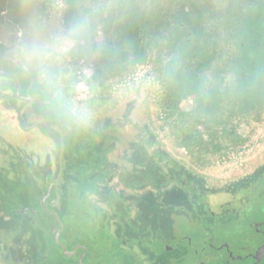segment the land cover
<instances>
[{"label":"flooded vegetation","instance_id":"af4514ba","mask_svg":"<svg viewBox=\"0 0 264 264\" xmlns=\"http://www.w3.org/2000/svg\"><path fill=\"white\" fill-rule=\"evenodd\" d=\"M20 2L0 0V36L10 19L20 22ZM7 72L0 66V83L13 82L11 95L17 104L11 110L2 106L0 114L26 140L24 145L16 140L5 145L2 136L14 128L7 132V125L0 126V224L10 231L22 226L23 232L0 243V260L169 264L184 255V264H246L256 258L253 244L264 228L260 154L227 176L212 174L169 147L150 98L136 83L93 103L88 124L69 126L47 109L29 79ZM38 150L50 155L46 174L31 170L34 161L28 154ZM8 162L22 178L12 179ZM35 182L39 190L30 202L25 196ZM178 197L182 205L175 202ZM188 206H197V213L190 215ZM182 213L188 223L181 229L188 227L170 233ZM189 218L200 223L191 225ZM222 231L227 237H221ZM100 237L104 242L98 256L92 250Z\"/></svg>","mask_w":264,"mask_h":264},{"label":"rangeland","instance_id":"374dc122","mask_svg":"<svg viewBox=\"0 0 264 264\" xmlns=\"http://www.w3.org/2000/svg\"><path fill=\"white\" fill-rule=\"evenodd\" d=\"M192 1L197 6L193 20L197 21L201 44L209 47L213 56L209 65L197 69L192 63V59L188 58L191 42L187 44L186 37L178 39L183 36V33L177 31V27L178 25L184 26V14L181 8L183 5H188V0H156L159 4L157 14L150 18L135 20L117 31L118 40L121 42L128 40L132 43L131 53L121 52L106 59L104 66L97 69L89 86L94 91L93 103H97L100 98L114 94L123 86L136 83L150 98L156 124L165 132V139L169 147L195 166H200L212 174L218 173L227 176L238 169L241 164L251 158H256L259 154L258 159H264V107L259 114L255 115V113H246L236 103L239 95L235 83L234 56L236 48L231 34L236 30L238 24V18L235 15L239 9L244 7V4L240 3V0ZM78 2L79 0H68V3L72 4ZM176 51H180L183 57L184 76L183 80L176 79L175 82L186 86L190 79L186 80L185 77L194 71L192 74L197 75L193 82L202 86L199 92L194 89L186 90V92L181 90L182 96L175 97L170 93L169 85L171 83L159 79L163 59ZM145 74H150L149 80L142 81L140 78ZM0 84L3 86L0 89V108L4 106L6 107L4 110H8V108L11 110V107L17 104L11 95L13 82L7 79L6 81L2 80ZM212 87H218L223 96L220 98L219 104L209 107V101L215 103L217 98L216 96L211 99V94L208 93L212 91L210 90ZM0 126H6L7 132L9 128H14V131H11L10 135L8 134L9 136L7 135L6 138L2 136L5 145L9 143L8 140L10 143L16 140L14 142L17 144L20 142L22 145L25 144V134L17 131L1 114ZM90 142L92 143V141ZM25 148H21V155H25ZM28 157L34 161L31 170H45L44 174L47 173V170L49 171V166L45 164L51 162L50 155L47 157L46 153L43 155L38 150L37 153L33 151L28 154ZM35 158L39 162L38 165ZM9 165H11L10 162L7 166ZM11 167L14 174L12 179L22 178V176H17L20 170L16 172L14 170L17 168L14 165ZM49 175H52L51 170L48 173V178ZM41 179L42 177L38 181ZM36 184L35 182L34 188H27L29 192L25 198H29L30 202L36 198L35 195L39 190ZM225 198L223 195L221 199ZM175 202L177 205H182L184 200L178 197ZM193 207L188 206L187 210L190 209L188 211L190 215L193 214L192 211L197 213V206ZM78 215L77 212L75 217ZM180 216L177 223H174L176 218L173 220L170 233L175 229L178 232H184V228L188 227L185 226L181 229L188 221H186V217H183L184 213ZM189 220L192 222L191 225L196 224L197 226L200 223H196L197 218L195 221H192L191 218ZM21 227L19 226L18 231L13 229L10 231L5 224H0L1 245L12 236L15 238L20 236L23 232ZM221 237H227V235ZM46 240L43 242L45 248ZM99 241L100 243H94L95 250H92L98 256L102 250L104 238L100 237ZM35 244L39 249L40 243ZM186 260L188 259L181 255L177 262L173 260L169 264H184ZM160 263L163 261L161 260ZM0 264L8 263L0 260Z\"/></svg>","mask_w":264,"mask_h":264},{"label":"clouds","instance_id":"9594fccd","mask_svg":"<svg viewBox=\"0 0 264 264\" xmlns=\"http://www.w3.org/2000/svg\"><path fill=\"white\" fill-rule=\"evenodd\" d=\"M158 11L156 0H21L20 22L10 19L0 36V66L8 75L29 79L62 122L86 125L94 116L89 85L97 69L112 55L132 51V43L118 40L117 31ZM183 72V57L176 51L163 59L159 79L172 83Z\"/></svg>","mask_w":264,"mask_h":264},{"label":"trees","instance_id":"16d2710c","mask_svg":"<svg viewBox=\"0 0 264 264\" xmlns=\"http://www.w3.org/2000/svg\"><path fill=\"white\" fill-rule=\"evenodd\" d=\"M239 2L244 4V7L239 9V14L235 15L238 18V24L231 34L236 48L235 83L239 94L236 103L246 113L257 115L264 107V0H240ZM181 9L184 14V26L177 27V31L183 33V36L178 39L186 37L187 44L191 42L188 58L192 59L197 69H202L209 65L213 56L210 48L201 44L197 21L193 20L194 11L197 9L196 3L188 0V5H183ZM192 73L185 77L186 80L190 79L187 84L185 83L186 86L175 81L169 85L173 96L181 97V90L186 92V90L194 89L199 92L202 86L194 83L197 74ZM183 76V74L180 75L177 80H183ZM210 90L212 91L208 93L211 94V99L216 96L217 98L215 103L209 101L208 106L214 107V104L220 103L223 95L218 87H212Z\"/></svg>","mask_w":264,"mask_h":264},{"label":"water","instance_id":"95a60500","mask_svg":"<svg viewBox=\"0 0 264 264\" xmlns=\"http://www.w3.org/2000/svg\"><path fill=\"white\" fill-rule=\"evenodd\" d=\"M236 217V216H235ZM248 221V219L246 220V222ZM227 227H233L232 225H228ZM228 231V230H227ZM260 233H258V238L260 237V239H256L254 241V256L256 258H250L249 260H247L246 264H250L251 260L255 261V263L252 264H264V228L262 231H259ZM232 233V232H231ZM222 234L224 235V232L222 231ZM234 238H236V234L232 233ZM253 248V249H254Z\"/></svg>","mask_w":264,"mask_h":264}]
</instances>
